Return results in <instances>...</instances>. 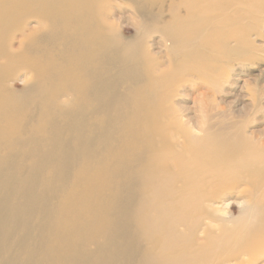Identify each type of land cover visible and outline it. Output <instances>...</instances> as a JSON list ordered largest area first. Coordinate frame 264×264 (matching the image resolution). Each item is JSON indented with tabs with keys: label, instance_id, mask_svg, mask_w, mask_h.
Returning <instances> with one entry per match:
<instances>
[{
	"label": "bare ground",
	"instance_id": "obj_1",
	"mask_svg": "<svg viewBox=\"0 0 264 264\" xmlns=\"http://www.w3.org/2000/svg\"><path fill=\"white\" fill-rule=\"evenodd\" d=\"M112 1L0 0V264H256L264 163L178 101L208 69L183 37L207 0H127L131 37ZM246 1L219 3L220 65L256 59Z\"/></svg>",
	"mask_w": 264,
	"mask_h": 264
},
{
	"label": "rangeland",
	"instance_id": "obj_2",
	"mask_svg": "<svg viewBox=\"0 0 264 264\" xmlns=\"http://www.w3.org/2000/svg\"><path fill=\"white\" fill-rule=\"evenodd\" d=\"M112 2L118 10L114 18L123 16L126 20L123 30L126 36L131 37L133 28L127 20L132 21L136 18L133 14L135 10L132 9V3L127 0H113ZM220 2L222 0H207L203 6H200L197 16H193L195 20L193 29L183 35L187 40V49L190 50L191 47L194 50L195 59L207 64L208 69L202 72L204 73L202 77L188 76L186 78V88L181 89L183 92L184 89H188V92L179 97L178 101L182 98V104L190 106L189 115L193 116L195 122L204 128L211 125L216 131H220L223 126H230L223 129V135L233 136V143L239 145L243 153L252 148L260 161L264 163V9L260 7L259 2H256V20L252 23L248 21V24L251 23L250 28L241 31L246 33L249 30L247 41L250 48L252 44L256 46V59L243 58L245 57L243 55L235 56L228 58L224 65L223 63L220 65L225 57L221 54L223 50H217V48L222 45L225 49L226 33L236 31L238 28L234 23L235 16L233 20L225 17L227 14L224 15L219 8ZM252 2L253 0L246 1L241 8L248 9ZM194 3L195 0L189 3L183 0L182 12L186 13ZM165 4L168 6L169 0H166ZM35 24V21L30 20L28 28ZM17 35L19 38L22 37L21 33L17 32ZM156 35L159 33L154 34L150 41L154 44L158 42L156 45H159L161 38L155 37ZM17 40L14 42L16 48L19 45ZM230 45L234 46L235 42L231 41ZM218 68L220 74H217ZM213 76H216L217 80H214ZM28 78V75H20L15 81L16 87L21 89ZM195 130V133L204 136V132L200 129ZM238 132H240V137L246 136L248 142L245 139L239 140L236 137ZM233 143L228 141L227 147L232 146ZM228 198L226 202L228 205L226 204V208H223L221 213L231 220V216L235 219L243 214L242 207L247 203L237 202L241 201L242 197L234 193ZM228 222L230 226H233L234 222ZM256 231H261V229L256 226ZM261 256L262 258L256 261V264H264V252Z\"/></svg>",
	"mask_w": 264,
	"mask_h": 264
}]
</instances>
